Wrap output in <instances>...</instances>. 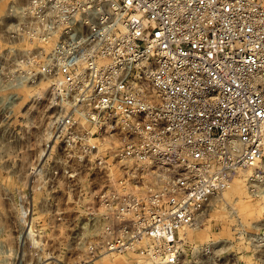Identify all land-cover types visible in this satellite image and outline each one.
<instances>
[{
    "label": "built area",
    "instance_id": "2783aa9c",
    "mask_svg": "<svg viewBox=\"0 0 264 264\" xmlns=\"http://www.w3.org/2000/svg\"><path fill=\"white\" fill-rule=\"evenodd\" d=\"M0 26L56 110L29 183L83 186L93 256L181 264L236 179L264 198V0H17ZM19 79L0 65L5 121Z\"/></svg>",
    "mask_w": 264,
    "mask_h": 264
},
{
    "label": "rangeland",
    "instance_id": "374dc122",
    "mask_svg": "<svg viewBox=\"0 0 264 264\" xmlns=\"http://www.w3.org/2000/svg\"><path fill=\"white\" fill-rule=\"evenodd\" d=\"M13 1L0 0V21ZM8 33L7 26H0V65L21 79L13 89L12 119L0 118V264H146L133 252L91 254L81 224L88 205L83 186L73 192L75 187L65 183L44 188L39 178L29 183L30 167L41 159L56 110L43 101L47 84L28 78L26 56L35 45L10 39ZM241 190L236 179L202 225L185 232L181 264H264V198Z\"/></svg>",
    "mask_w": 264,
    "mask_h": 264
},
{
    "label": "bare ground",
    "instance_id": "6f19581e",
    "mask_svg": "<svg viewBox=\"0 0 264 264\" xmlns=\"http://www.w3.org/2000/svg\"><path fill=\"white\" fill-rule=\"evenodd\" d=\"M45 94H46V92H45ZM44 94V95H45ZM0 102H1V100H0ZM50 131V130H49ZM48 134H50V132L48 133ZM46 136H47V134H46ZM48 139H49V135H48ZM46 140H47V138H46ZM239 182H240V185H241V191L243 192V191H246L245 189H244V181L242 180V179H239ZM246 194H247V192H246ZM240 195V199H243L244 198V196H242V194L240 193L239 194ZM25 215V214H24ZM28 214H26L25 216H27ZM27 221V220H26ZM32 223V222H31ZM30 224V223H29ZM33 225V224H32ZM26 227H28V226H26ZM28 228H30V225H29V227ZM31 228H33V226L31 227ZM31 228H30V230H29V234H30V236H31V234L32 233H30V231H31ZM27 229V228H26ZM32 232V231H31ZM188 233L189 234H191V233H193V232H191V230H188ZM29 234H27V236L29 235ZM29 237V236H28ZM28 237H27V239H28Z\"/></svg>",
    "mask_w": 264,
    "mask_h": 264
}]
</instances>
